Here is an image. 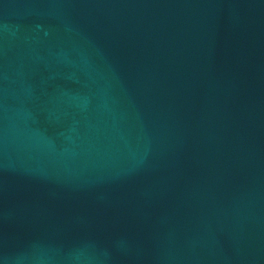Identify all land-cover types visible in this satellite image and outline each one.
<instances>
[{"label":"water","instance_id":"95a60500","mask_svg":"<svg viewBox=\"0 0 264 264\" xmlns=\"http://www.w3.org/2000/svg\"><path fill=\"white\" fill-rule=\"evenodd\" d=\"M0 264H264V0H0Z\"/></svg>","mask_w":264,"mask_h":264}]
</instances>
